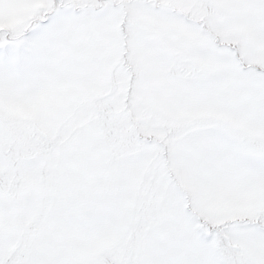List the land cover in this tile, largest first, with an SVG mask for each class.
Masks as SVG:
<instances>
[{
  "label": "snow or ice",
  "instance_id": "6c2138e0",
  "mask_svg": "<svg viewBox=\"0 0 264 264\" xmlns=\"http://www.w3.org/2000/svg\"><path fill=\"white\" fill-rule=\"evenodd\" d=\"M0 264H264V0H0Z\"/></svg>",
  "mask_w": 264,
  "mask_h": 264
}]
</instances>
